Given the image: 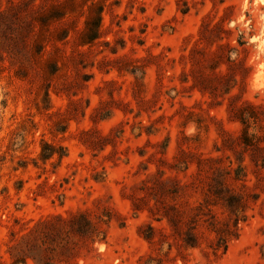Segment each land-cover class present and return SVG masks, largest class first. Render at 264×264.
I'll return each instance as SVG.
<instances>
[{
  "label": "rangeland",
  "instance_id": "obj_1",
  "mask_svg": "<svg viewBox=\"0 0 264 264\" xmlns=\"http://www.w3.org/2000/svg\"><path fill=\"white\" fill-rule=\"evenodd\" d=\"M66 2L0 0V264L40 221L75 214L97 240L76 236L57 264H264V194L239 211L225 252L214 253L208 222L186 248L165 216L183 230L193 216L232 221L219 178L262 192L264 151L240 143L236 112L264 125V0ZM93 2L104 7L100 37L79 46ZM54 11L68 12L45 25ZM61 27L71 37L56 51L48 39ZM43 141L67 156L43 163Z\"/></svg>",
  "mask_w": 264,
  "mask_h": 264
},
{
  "label": "trees",
  "instance_id": "obj_2",
  "mask_svg": "<svg viewBox=\"0 0 264 264\" xmlns=\"http://www.w3.org/2000/svg\"><path fill=\"white\" fill-rule=\"evenodd\" d=\"M88 0H67L66 4L69 6H75L78 4H86ZM89 13L92 12L93 17L86 14L85 26L80 35L78 45H92L99 37L101 32L100 20L101 13L103 11V6L99 7L98 4H91L88 6ZM61 10H64L62 8ZM65 10H68L65 8ZM55 15L48 17L49 15H43L42 22L45 25H50L54 22L55 18L62 19L65 18L68 11L64 13H59V11H54ZM85 13V12H84ZM52 18V19H51ZM71 37L70 31L61 27L55 31H51L49 39L53 41L55 50H59L58 43H65ZM37 56L44 54L46 49V41L39 40L36 43ZM51 67L55 68L54 72L60 69L58 62L53 59L51 62ZM48 99H49V94ZM246 108H240L236 112V117L242 122L243 129L239 136L240 143L249 149L264 151V125H258L261 119L258 115L252 111H247ZM250 110H253L250 108ZM253 123H257L260 131L251 132L250 128ZM62 160L67 156L66 148L63 146H57V144H52L47 141H43L42 148L39 153V160L46 163L55 157ZM36 166L40 167V164L35 160ZM262 166L264 167V159L262 161ZM242 169L244 168L240 165ZM245 176V175H240ZM240 179L239 175L235 177ZM219 186L216 188V196L222 201L226 209L230 211L232 215V221L224 220L222 224H218V221L214 215L210 219H198L193 216V226H189L186 230L181 227V220L176 215L172 214L171 211L166 210L165 216L168 217L170 225L173 227L175 233H178L182 239V245L186 248L197 247L201 244V240L205 237V231L201 228L204 222H208L207 229L217 233L216 241L211 245L214 253L219 251L225 252L228 248V241L232 236L238 235V229L241 218L238 213L242 210L243 214L251 206V202L258 201L262 194H264V184L260 187V182L255 183V187H260L262 192L257 191H234L228 186L226 181L223 179H218ZM247 188L248 185L244 184ZM264 201V198H263ZM171 208V207H170ZM173 208V207H172ZM179 211V210H178ZM232 222V223H231ZM98 227L97 225L86 215L75 214L70 217L58 216L55 218L42 220L35 226L29 229L21 238V240L13 245L11 254V262L8 264H27L28 259L31 258L35 264H57L56 257L58 256L59 249L67 247L69 245H75L74 238H90L92 241L97 239ZM144 236L150 242L156 241V229L154 226L148 227L147 231H144Z\"/></svg>",
  "mask_w": 264,
  "mask_h": 264
}]
</instances>
